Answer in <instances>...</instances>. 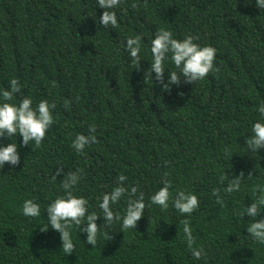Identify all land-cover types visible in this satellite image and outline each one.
<instances>
[{
    "label": "trees",
    "instance_id": "obj_1",
    "mask_svg": "<svg viewBox=\"0 0 264 264\" xmlns=\"http://www.w3.org/2000/svg\"><path fill=\"white\" fill-rule=\"evenodd\" d=\"M112 10L118 27L105 29L97 0H0V92L16 78L22 87L12 103L30 97L33 107L41 100L56 104L55 122L39 148L34 141L24 146L18 133L0 137V146L14 142L20 154L19 165L0 169V264H264V244L247 233L252 218L239 215L255 199L253 186L264 185V149L253 152L245 144L253 124L264 122V9L256 0H121ZM160 28L215 47L219 72L194 84L182 80L170 91L154 72L146 76ZM136 35L142 38L139 69L126 50ZM170 57L165 83L170 71H179ZM93 124L97 143L77 153L72 142ZM58 167L64 173L83 169L72 191L88 200V214L100 216L96 247L82 232L86 224L73 225L76 248L69 255L59 232L50 225L40 230L49 223L48 205L65 195L64 174L53 179ZM241 171V190L225 193L228 181L221 184L220 176ZM165 172L173 195H197L191 216L170 201L167 210L146 207L135 229H123L122 219L106 226L99 205L119 175L127 177L126 188L138 186L147 205L163 187ZM214 188L221 189L225 207L216 203ZM28 199L40 205L39 217L23 214ZM126 207L127 196L112 205L122 218ZM262 218L264 208L256 220ZM184 219L193 247L202 246L206 258L193 257Z\"/></svg>",
    "mask_w": 264,
    "mask_h": 264
},
{
    "label": "clouds",
    "instance_id": "obj_2",
    "mask_svg": "<svg viewBox=\"0 0 264 264\" xmlns=\"http://www.w3.org/2000/svg\"><path fill=\"white\" fill-rule=\"evenodd\" d=\"M99 8L103 9V14L99 19V24L107 29L118 27L116 12L112 9L121 4V0H97ZM256 5L260 9H264V0H256ZM133 9L138 5L133 3ZM141 36L136 35L129 37L126 41V50L129 52L132 63L135 69H139L141 57ZM199 40L198 36L187 35L183 40L173 38V33L170 30L160 28L155 34V38L151 42V53L153 62L146 73V76L152 78V73H155V79L165 90L170 91L171 85L179 86L181 81L184 83L194 84L197 81L205 79L210 72H219V68L215 66L217 49L213 46H201L195 41ZM171 53V61L179 71H170L168 74V82L165 83V61L169 59ZM22 85L18 79L13 78L10 81V89L0 92V137L5 134L8 138L14 137L15 134L22 136V144L28 146L34 141L35 147L39 148L45 139L48 129L53 125L54 117L53 110L56 108L55 102L49 103L47 100H41L36 107H33V100L30 97H24L20 103H12L15 94L21 91ZM183 95V93H181ZM79 100V97L76 98ZM71 101H65L67 108ZM259 113L264 116V104L259 106ZM96 126L89 125L88 135L79 134L72 142V148L77 153H82L86 146L97 143L95 135ZM252 135L246 138L245 144L248 149L257 152L259 149H264V122H255L251 130ZM225 154L230 155V150L225 148ZM232 157V156H231ZM13 166L19 165L20 154L16 143H9L7 146H0V169L5 164ZM64 174L61 187L65 190V195L58 196L51 202L47 209L48 225L40 228L42 232H46L51 228L60 233L62 241V250L66 254H71L75 251V244L71 236L73 225L83 227L82 232H86V241L92 247H96L98 234L100 233V225L96 223L100 217L97 213L88 214V200L83 196L74 195L72 189L79 183L84 176L83 169L76 168L75 171L64 173L63 167H58L53 176L55 180L57 176ZM251 173L248 177H251ZM170 173H164L161 187L155 194L150 197V203L146 205L143 192H138V186H132L130 189L124 186V181L127 177L123 174L119 175L117 186L111 192L105 193L102 196V202L99 207L103 212V218L106 226H111L115 221L122 219V228L135 229L138 221L145 213L146 207H151L152 204L159 205L163 210L169 208V202L181 214H191L199 207L197 195L186 190H178L173 195L172 181L167 177ZM244 178V172L234 178H229L227 175H221L219 180L224 184L228 181L227 187L223 189L225 193L231 194L241 190V183ZM255 199L246 207L245 211L239 213L241 218L245 215L251 217V223L247 227V233L260 244H264V218L256 220L260 215L261 209L264 208V185L257 184L252 188ZM221 189L214 188L212 194L216 196V203L225 207V201L221 198ZM127 196V207L123 218L120 212H114L112 205L118 203L122 197ZM22 212L26 217H39L41 214L40 205L34 202V199L25 200L22 205ZM86 220V223H84ZM183 232L187 246L192 250V255L195 259L206 258L207 253L201 246L193 247L196 243L195 237L192 234L190 221L184 219ZM104 236L110 240L112 236L105 232Z\"/></svg>",
    "mask_w": 264,
    "mask_h": 264
}]
</instances>
